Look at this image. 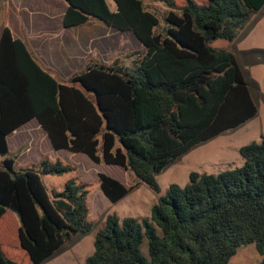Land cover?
I'll list each match as a JSON object with an SVG mask.
<instances>
[{
  "label": "trees",
  "instance_id": "16d2710c",
  "mask_svg": "<svg viewBox=\"0 0 264 264\" xmlns=\"http://www.w3.org/2000/svg\"><path fill=\"white\" fill-rule=\"evenodd\" d=\"M63 1L65 29L95 19L132 34L141 49L131 52L132 68L88 62L63 79L2 27L0 234L8 211L19 227L14 221L13 245L0 244V264H43L92 230L84 185L71 180L49 195L41 180L68 169L42 159L17 171V156L6 157L7 137L31 120L53 150L123 169L128 187L97 174L116 204L139 183L159 194L156 176L170 163L257 114L231 46L264 0H165L163 25L142 0H112L113 10L107 0ZM238 154L241 167L171 184L147 218L107 216L83 264H229L245 245L264 255V140Z\"/></svg>",
  "mask_w": 264,
  "mask_h": 264
},
{
  "label": "rangeland",
  "instance_id": "374dc122",
  "mask_svg": "<svg viewBox=\"0 0 264 264\" xmlns=\"http://www.w3.org/2000/svg\"><path fill=\"white\" fill-rule=\"evenodd\" d=\"M142 1L150 11L160 17V25H163L162 14L167 10L165 0ZM107 3L113 10L112 0H107ZM120 35L133 37L130 33ZM128 49L137 51L140 50V46H129ZM231 52L235 56L248 84L251 98L257 107L256 116L235 130L224 132L210 141L197 145L170 163L156 176L160 187L159 194L154 193L146 184L139 183L121 201L111 204L99 190L97 174L103 173L128 187L133 184V181L123 169L116 166L93 164L82 154L51 151L43 132L34 133L35 144L33 146L22 141L23 148L19 147V149L22 148L20 153L15 154L16 149L10 146L6 157H16L21 153L24 155L15 159L14 167L17 171L32 166L38 167L42 159H54L51 163L59 162L63 168L68 169L61 174H41V180L49 195L52 191L60 192L71 180L77 185H84L87 193L88 220L92 223V230L85 235L75 236L43 264H83L85 259L92 254L95 235L104 228L107 216L115 215L119 219L134 218L137 220L147 218L150 216L151 207L157 203L160 196L165 195L168 187L171 184L186 186L191 172L217 175L225 170L242 166L243 160L238 154V149L251 142L259 143L262 139L264 140V6L238 33L232 43ZM133 60L134 56L131 55V51H127L126 54H115L105 64L110 67L132 68ZM92 62L104 64L96 56ZM28 153H33L37 157L32 159ZM44 154L49 156L41 157ZM1 160L0 157V162ZM14 221H17L19 227L15 214L8 211L4 220L6 225L0 234V244L3 247L13 245L17 241L18 229ZM27 262V258L19 261L20 264H27ZM229 264H264V255H259L253 245L241 246Z\"/></svg>",
  "mask_w": 264,
  "mask_h": 264
},
{
  "label": "crops",
  "instance_id": "0c3cea01",
  "mask_svg": "<svg viewBox=\"0 0 264 264\" xmlns=\"http://www.w3.org/2000/svg\"><path fill=\"white\" fill-rule=\"evenodd\" d=\"M66 7L63 0H0V34L2 27L9 28L14 39L27 43L43 66L55 71L63 79L81 71L95 56L104 63L101 65H106L117 53L135 51L128 49L129 46H140L134 37L121 36L123 33L95 19L76 28L65 29L62 18ZM36 132L44 133L36 120L18 128L7 137L8 151L13 146L15 154L20 153L22 141L33 146ZM49 146L52 151L50 143ZM28 154L32 159L37 157L33 153ZM23 156L21 153L16 159ZM45 156L49 155L41 157Z\"/></svg>",
  "mask_w": 264,
  "mask_h": 264
}]
</instances>
